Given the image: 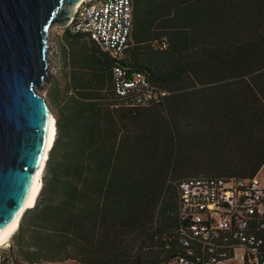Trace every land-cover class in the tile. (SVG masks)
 I'll list each match as a JSON object with an SVG mask.
<instances>
[{"label":"trees","instance_id":"16d2710c","mask_svg":"<svg viewBox=\"0 0 264 264\" xmlns=\"http://www.w3.org/2000/svg\"><path fill=\"white\" fill-rule=\"evenodd\" d=\"M62 38L68 90L53 94L55 137L6 263H166L181 251L180 181L264 163V0H131L119 59ZM114 65L166 94L112 107Z\"/></svg>","mask_w":264,"mask_h":264},{"label":"built area","instance_id":"2783aa9c","mask_svg":"<svg viewBox=\"0 0 264 264\" xmlns=\"http://www.w3.org/2000/svg\"><path fill=\"white\" fill-rule=\"evenodd\" d=\"M131 27V0H81L63 29L83 33L103 52L119 59ZM111 106L157 100L141 71L112 68ZM181 251L162 264H264V184L249 177H188L178 184ZM0 252V264H6Z\"/></svg>","mask_w":264,"mask_h":264},{"label":"water","instance_id":"95a60500","mask_svg":"<svg viewBox=\"0 0 264 264\" xmlns=\"http://www.w3.org/2000/svg\"><path fill=\"white\" fill-rule=\"evenodd\" d=\"M79 1L0 0V230L31 207L48 158L55 115L37 89L49 80V29L65 27Z\"/></svg>","mask_w":264,"mask_h":264},{"label":"rangeland","instance_id":"374dc122","mask_svg":"<svg viewBox=\"0 0 264 264\" xmlns=\"http://www.w3.org/2000/svg\"><path fill=\"white\" fill-rule=\"evenodd\" d=\"M64 30L65 29H63V27H60L56 24L52 25L49 29L48 44L50 45V49L47 54L49 61L48 69L50 72L49 80L47 81L48 83L46 82L41 89H37V92L42 94L46 98L54 115L58 107V101L56 98L52 97V93L55 94L57 92L58 96L62 98V96L66 95V91H67V84H66V78L68 79L67 67L65 65L62 56V49H61V45L63 44V42L68 44L67 40H63L62 38ZM81 42L85 44L88 41L85 38H80V43ZM256 176L261 182V184H264V163L259 169V171L256 173ZM10 242L11 239L9 237L8 244H10ZM8 248L9 246L6 244L3 247H0V252L5 253ZM6 264H13V262H9ZM64 264H77V263L72 260L69 261V263H64ZM225 264H235V262L231 260H227Z\"/></svg>","mask_w":264,"mask_h":264},{"label":"bare ground","instance_id":"6f19581e","mask_svg":"<svg viewBox=\"0 0 264 264\" xmlns=\"http://www.w3.org/2000/svg\"><path fill=\"white\" fill-rule=\"evenodd\" d=\"M51 140H53V131L50 132L49 144L51 143ZM41 176H42V166L37 171V175L35 176L34 179V187L31 191L29 200L25 203V206H32L34 204L36 195L41 187ZM18 222H19V214L16 216V218H14V220L11 223H9L7 226L3 227L0 230V247H3L4 245L7 244L9 237L18 226Z\"/></svg>","mask_w":264,"mask_h":264},{"label":"crops","instance_id":"0c3cea01","mask_svg":"<svg viewBox=\"0 0 264 264\" xmlns=\"http://www.w3.org/2000/svg\"><path fill=\"white\" fill-rule=\"evenodd\" d=\"M65 65H66V67H67V76H68V78H69V65L66 64V63H65ZM68 80H69V79L66 78V84L68 83ZM67 90H68V89H67ZM66 93H67V91H66ZM53 94H54V93H52V97L54 98V95H53ZM69 261H72V260H66V261H63V262H57V263H55V264L69 263Z\"/></svg>","mask_w":264,"mask_h":264}]
</instances>
